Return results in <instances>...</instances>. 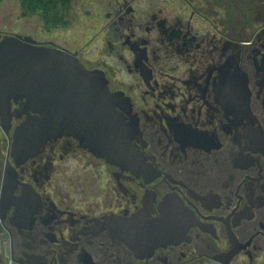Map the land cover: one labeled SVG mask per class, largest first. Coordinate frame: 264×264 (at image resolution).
Here are the masks:
<instances>
[{
	"label": "flooded vegetation",
	"instance_id": "flooded-vegetation-1",
	"mask_svg": "<svg viewBox=\"0 0 264 264\" xmlns=\"http://www.w3.org/2000/svg\"><path fill=\"white\" fill-rule=\"evenodd\" d=\"M83 35L39 42L98 72L130 136L18 155L40 84L0 112V264H264V0H95ZM36 86V87H34ZM122 153V152H121Z\"/></svg>",
	"mask_w": 264,
	"mask_h": 264
},
{
	"label": "water",
	"instance_id": "water-1",
	"mask_svg": "<svg viewBox=\"0 0 264 264\" xmlns=\"http://www.w3.org/2000/svg\"><path fill=\"white\" fill-rule=\"evenodd\" d=\"M35 84H40L45 101L30 106L40 117L16 130V154L34 156L49 140L63 136L77 138L110 162L127 154L131 138L101 74L87 71L58 48L39 46L19 36L1 40L0 112L8 114V121L12 96Z\"/></svg>",
	"mask_w": 264,
	"mask_h": 264
},
{
	"label": "rangeland",
	"instance_id": "rangeland-1",
	"mask_svg": "<svg viewBox=\"0 0 264 264\" xmlns=\"http://www.w3.org/2000/svg\"><path fill=\"white\" fill-rule=\"evenodd\" d=\"M95 0H74L66 12L68 26L65 28H48L39 14L23 15L18 0H4L0 5V20L5 17L12 22V33L31 36L39 42L63 43L83 35L86 25V13L95 8Z\"/></svg>",
	"mask_w": 264,
	"mask_h": 264
},
{
	"label": "trees",
	"instance_id": "trees-1",
	"mask_svg": "<svg viewBox=\"0 0 264 264\" xmlns=\"http://www.w3.org/2000/svg\"><path fill=\"white\" fill-rule=\"evenodd\" d=\"M23 15L39 14L48 28H65L68 26L66 12L74 0H18ZM4 0H0V5Z\"/></svg>",
	"mask_w": 264,
	"mask_h": 264
}]
</instances>
